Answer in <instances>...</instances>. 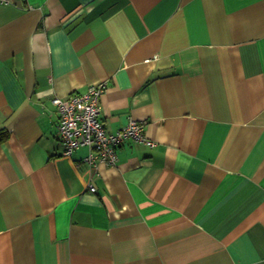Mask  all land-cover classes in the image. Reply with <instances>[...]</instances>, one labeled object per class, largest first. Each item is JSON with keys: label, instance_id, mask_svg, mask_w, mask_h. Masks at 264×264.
I'll list each match as a JSON object with an SVG mask.
<instances>
[{"label": "crops", "instance_id": "1", "mask_svg": "<svg viewBox=\"0 0 264 264\" xmlns=\"http://www.w3.org/2000/svg\"><path fill=\"white\" fill-rule=\"evenodd\" d=\"M99 84L155 144L95 167L53 100ZM0 264H264V0L0 2Z\"/></svg>", "mask_w": 264, "mask_h": 264}, {"label": "built area", "instance_id": "2", "mask_svg": "<svg viewBox=\"0 0 264 264\" xmlns=\"http://www.w3.org/2000/svg\"><path fill=\"white\" fill-rule=\"evenodd\" d=\"M2 3L8 0H0ZM105 85H92L85 93H73L67 98L55 97L59 122L57 137L63 146V154L70 155L76 148L86 146L89 153L83 161L97 167L100 163L115 165L117 148L127 138L154 145L144 134V122L131 119L115 132L107 130L102 120L101 96ZM93 191L96 190L91 186Z\"/></svg>", "mask_w": 264, "mask_h": 264}]
</instances>
